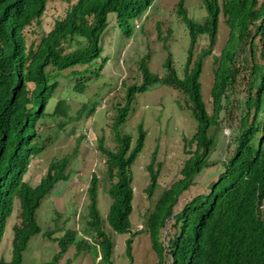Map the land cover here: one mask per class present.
I'll list each match as a JSON object with an SVG mask.
<instances>
[{
    "label": "trees",
    "instance_id": "obj_1",
    "mask_svg": "<svg viewBox=\"0 0 264 264\" xmlns=\"http://www.w3.org/2000/svg\"><path fill=\"white\" fill-rule=\"evenodd\" d=\"M153 1L76 0L35 44L28 42L26 29L41 23L49 0H0V244L17 203L21 219L13 226L12 258H1L0 264H23V253L31 238L41 231L37 209L59 181L69 178V154L52 159L38 184L32 185L24 178L32 160L46 147L48 138H42L39 123L47 115L68 114L64 98L57 101L52 114L47 111L60 85L59 77L76 79L73 88L84 90L79 80L101 54L100 37L108 26L109 13L115 12L122 23L145 12ZM202 4L207 15L198 22L189 16L186 0L177 2V14L190 35L183 75L178 74L170 52L164 61L163 76L151 71L149 53L144 54L139 60L142 82L128 87L126 103L118 108L111 124L117 147L110 149L104 138H99L98 149L106 157L107 193L112 201L103 217L98 207L101 179L93 172L87 187L88 219L84 231L96 241L91 244L74 229H66L61 237L54 236L56 230L47 231L45 234L57 240L60 249L52 260L41 264H57L72 244L75 256L93 247L96 257L100 256L98 263L115 264L114 242L105 222L119 233L131 234L126 239V254L130 259L127 264L132 262V235L136 232H132L131 221L135 198L131 168L144 147L147 130L141 122L133 141L131 135L122 134L120 126L128 116L135 92L145 91L156 82L185 94L197 121L196 131L188 139L195 149L190 150L181 169L182 177L162 191L147 221L159 264H264V0H202ZM221 16L230 28V38L221 56H214V63L220 64L214 71V107L209 113L201 74L203 59L213 53L217 42ZM125 31L130 33L129 25ZM201 34L208 36L209 43L195 58ZM159 37L162 38L160 34ZM242 44L249 46L251 69L249 92L233 136V152L207 191L178 206L196 176L216 163H211L210 156L217 144L227 88L233 82V62ZM91 110L85 102L76 116L83 117ZM147 170L150 182L145 189L151 197L159 184L157 149ZM168 225L170 228L162 236ZM64 264H71V259Z\"/></svg>",
    "mask_w": 264,
    "mask_h": 264
},
{
    "label": "rangeland",
    "instance_id": "obj_2",
    "mask_svg": "<svg viewBox=\"0 0 264 264\" xmlns=\"http://www.w3.org/2000/svg\"><path fill=\"white\" fill-rule=\"evenodd\" d=\"M74 1L76 0H49L41 23H34L26 29L28 42L37 44L43 33L52 29L55 20L63 17ZM177 2L178 0H154L145 12L129 17L122 23L117 20L115 12H110L108 26L100 37L101 54L79 80L84 90L73 88L76 79L72 80L65 75L59 77L60 85L50 100L47 111L52 114L57 101L64 98L68 114L47 115L39 123L42 138H48L45 141L46 147L32 160L24 178L32 185L38 184L46 174L51 160L66 154L72 155L67 168L69 178L59 181L37 209L36 217L41 231L31 238L23 253V264L50 261L59 251L58 241L49 238L45 234L47 231L56 230L54 236L61 237L66 229H74L83 234L91 244L96 241L94 236L84 231L88 219L87 187L93 172L101 179L98 207L103 217L108 213L112 201L107 193L108 183L104 178L106 157L98 149L99 138H104L108 148L117 147L111 124L118 108L126 103L128 87L142 82L139 60L144 54L149 53L151 71L163 76L166 72L164 61L170 52L178 74L183 75L190 35L185 22L177 14ZM186 6L192 19L198 22L205 20L207 11L202 0H186ZM128 25L130 33L125 31ZM229 38L230 28L221 16L217 42L213 53L204 57L201 74L202 94L209 113L213 112L214 107V71L220 64L214 63V56H221ZM208 43L206 34L198 36L195 58ZM164 45L169 47L165 48ZM249 58V46L240 45L233 62V82L227 88L228 97L224 98V108L220 113L217 144L210 156L211 163H216L204 168L196 176L191 187L181 195L178 206H182L193 195L207 191L210 182L223 168V162L233 152V136L249 92ZM67 72L63 71L64 74ZM186 98L181 91L156 82L145 91L135 92L128 116L120 126L122 134L131 135L133 141L138 136V125L141 122L147 130L144 147L131 168L135 193L131 221L132 232L136 233L132 235L133 258L130 264H159L147 221L162 191L182 177L181 169L191 155L190 150L195 149L194 144H188V139L195 133L197 121L187 106ZM85 102L92 110L78 118L77 111ZM155 149L157 162L160 163L159 184L155 193L149 197L145 189L150 182L147 165ZM262 208L264 216V204ZM19 214L20 206L17 203L0 244V259L9 261L12 258L13 226L20 223ZM105 228L114 242V263H129L126 239L131 234L119 233L106 222ZM168 228L169 225L162 230V236L166 235ZM75 252V244L70 245L57 264H64L68 259H71V264H100V256L96 257L97 251L93 247L84 249L77 256Z\"/></svg>",
    "mask_w": 264,
    "mask_h": 264
}]
</instances>
